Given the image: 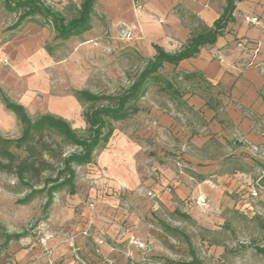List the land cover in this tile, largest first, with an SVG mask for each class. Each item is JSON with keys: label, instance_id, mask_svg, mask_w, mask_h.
Here are the masks:
<instances>
[{"label": "rangeland", "instance_id": "rangeland-1", "mask_svg": "<svg viewBox=\"0 0 264 264\" xmlns=\"http://www.w3.org/2000/svg\"><path fill=\"white\" fill-rule=\"evenodd\" d=\"M68 5L63 10L53 8L70 18L74 13ZM0 16L2 44L16 36L7 27L17 15L7 14L0 3ZM33 21L24 24L18 32L33 24L44 26L41 18ZM53 37L50 36L45 47L53 45ZM77 37L53 51L61 66L49 74L48 91L41 92L40 109L32 118L40 113L66 117L72 128L82 134L85 108L77 103L72 92L119 93L130 85L150 58L137 49L133 35L130 39L125 35H84L87 44L79 52L72 48L79 41ZM161 74L182 97L177 99L149 86L137 103L140 113L114 123V134L123 135L137 149L127 153L120 169L116 147L108 144L100 147L94 159L107 151L105 158H111V171L103 172L97 167L89 171L76 169V187L82 196L79 202L72 200L70 204L71 196L67 192L58 193L47 219L43 220L44 199L37 198L28 206L17 205L16 200L23 195L11 193L8 187L15 181L0 175V225L8 234H27L0 251V264H17L8 248L15 247L12 251L28 248L43 234L50 235L51 240H64L58 244L54 264H190L191 251L200 264H264V256L255 250L264 248V147L232 154L228 141L220 144L213 137L208 138L204 120L185 104L183 97L205 93L213 100L220 92L206 88L202 82L196 85L195 81L183 80L182 73H174L169 66ZM177 163L184 167L181 175ZM168 173L172 175L170 181L166 177ZM182 178L195 193L179 200L173 185ZM202 178L207 182L200 184ZM165 186L170 187V192L164 191ZM148 193L156 196L149 197ZM59 196L67 198L64 203L70 206L66 210L70 216L81 217L85 209L92 215L93 224L80 231L78 241L68 232H60L54 224H48ZM198 198L204 201L203 205L198 204ZM53 212L59 215L58 210ZM163 226L178 233L166 232ZM131 236L144 248L133 247L129 243Z\"/></svg>", "mask_w": 264, "mask_h": 264}, {"label": "crops", "instance_id": "crops-1", "mask_svg": "<svg viewBox=\"0 0 264 264\" xmlns=\"http://www.w3.org/2000/svg\"><path fill=\"white\" fill-rule=\"evenodd\" d=\"M45 1L52 8L63 10L68 8V4L72 8H78L82 0ZM224 5L225 0H96L91 29L80 34L77 37L79 41H75L72 48L76 52L84 49L87 44L84 35L130 34L134 37L137 49L149 58L155 54L154 45L173 53L181 48L191 34L202 28H210L220 17ZM245 16L257 17L260 25L247 24L243 20ZM15 35L10 41L0 44V94L3 93L13 103L23 106L32 118L40 109L41 92L48 91L49 74H54L61 65L45 50V43L54 35L51 26L33 24ZM237 39L256 45L258 52L253 55L250 50L236 48ZM218 57L222 60L219 61ZM3 61L7 63L4 64ZM171 71L182 74L199 73L207 85H210V89L220 92L213 100L205 93L186 94L183 97L185 104L204 120L210 135L208 138L213 137L220 144L224 140L228 141L232 154L247 152L249 148L264 147V98L261 96L264 92V0H243L237 3L232 23L215 44L201 48L195 58L181 62L175 68L171 67ZM194 83L201 84L199 81ZM207 102L212 106L217 102L219 107L214 110L208 108ZM43 114L46 113L39 115ZM61 118L66 120V117ZM20 132L21 127L16 117L5 109L0 99L1 136L18 137ZM230 137L236 139L231 140ZM107 144L108 147H116L120 169L125 164L127 153L137 149L131 141L128 143L123 135L116 133ZM106 152L96 160L95 152L93 163L78 169L89 171L97 167L109 173L112 162L111 158H105ZM166 177L170 181L171 173ZM206 182L202 178L200 184ZM173 186L179 200L195 193L183 178ZM80 192L71 196L70 204L72 200H81ZM65 200L67 198L59 196L60 204L55 203L48 224H54L60 232L66 231L78 241L80 231L93 224L92 215L85 209L81 217L70 216V212L66 211L70 206L64 203ZM54 210H58L59 215ZM64 216L67 217L66 220ZM63 242V239L50 240L47 244L51 251L49 255L44 253L37 241L25 249L17 248L12 251L15 247L10 246L8 251H11L17 264H54L58 244Z\"/></svg>", "mask_w": 264, "mask_h": 264}, {"label": "trees", "instance_id": "trees-1", "mask_svg": "<svg viewBox=\"0 0 264 264\" xmlns=\"http://www.w3.org/2000/svg\"><path fill=\"white\" fill-rule=\"evenodd\" d=\"M241 1L243 0H225L222 13L213 25L191 34L179 50L169 53L154 45L153 57L146 61L130 85L121 92L105 94L92 93L89 90L73 91L74 99L85 108L82 112L85 124L82 134L73 129L68 121L52 114H43L32 119L23 106L13 103L1 93L3 106L16 117L21 127L20 135L16 138H5L0 134V175L15 181L12 187H8L11 193L23 195L16 200V204L28 206L42 197V215L43 220H46L55 195L64 191L69 196L75 195L78 178L76 169L93 163L94 153L113 136L114 123L124 122L140 113L137 103L146 95L149 86H155L174 98L182 97L183 94L173 83L162 76L161 70L165 66L175 68L181 62L195 58L201 48L215 44L232 23L235 6ZM95 2L96 0H82L78 8L71 7L74 14L67 18L62 12L40 0H0L1 7L7 14L17 15L7 31L17 33L24 24L39 18L44 26L52 27L53 45L45 47L49 55L62 43L91 29ZM238 41L240 40L237 39L236 42ZM6 42L8 40L3 44ZM181 78L187 82H202L210 89V85H207L199 73L182 74ZM263 94L261 96L264 98ZM206 105L213 110L219 107L217 102L214 106L208 102ZM180 217L188 218L186 215ZM164 230L178 233L168 227H164ZM0 231L3 232L0 251L6 249L11 242H17L27 235L8 234L1 225ZM185 241L190 246L187 237ZM255 250L257 254L264 256V248L256 247ZM190 264H200L193 251Z\"/></svg>", "mask_w": 264, "mask_h": 264}, {"label": "built area", "instance_id": "built-area-1", "mask_svg": "<svg viewBox=\"0 0 264 264\" xmlns=\"http://www.w3.org/2000/svg\"><path fill=\"white\" fill-rule=\"evenodd\" d=\"M243 20H244V22H246L247 24L252 25V26H259L260 25V21L257 17L245 16L243 18ZM125 36L127 37V39H130L132 35L127 34ZM236 48L241 49V50H250L253 53V55H255L258 52V47L256 45H253V44H250V43H247L244 41L236 42ZM218 60L221 61L222 60L221 57H218ZM3 63L5 64L6 61H3ZM177 167L179 169L178 174L181 175L182 174V168H184V167L180 163H177ZM163 189L166 192H170V190H171L169 186H165ZM148 196L154 198L156 196V194L155 193H148ZM197 202L199 205L204 204V201L201 198H198ZM90 207H91V205H90ZM82 234L86 236L85 232H83ZM50 240H51V236L47 235V234L41 235V237L37 240L39 246L42 247V249L46 255H49L51 253V251L47 248V244ZM73 240H74L73 237H71L69 240V246L70 247L73 246ZM129 243L135 248H141V249L144 248V246L138 240H136L134 236L129 237Z\"/></svg>", "mask_w": 264, "mask_h": 264}]
</instances>
